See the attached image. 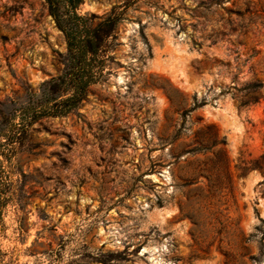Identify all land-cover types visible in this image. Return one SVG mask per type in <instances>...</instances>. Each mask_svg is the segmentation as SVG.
Returning <instances> with one entry per match:
<instances>
[{
    "label": "rangeland",
    "instance_id": "374dc122",
    "mask_svg": "<svg viewBox=\"0 0 264 264\" xmlns=\"http://www.w3.org/2000/svg\"><path fill=\"white\" fill-rule=\"evenodd\" d=\"M78 11L120 17L112 57L3 158L0 264H264V0ZM65 51L44 0H0V103L25 102Z\"/></svg>",
    "mask_w": 264,
    "mask_h": 264
},
{
    "label": "trees",
    "instance_id": "16d2710c",
    "mask_svg": "<svg viewBox=\"0 0 264 264\" xmlns=\"http://www.w3.org/2000/svg\"><path fill=\"white\" fill-rule=\"evenodd\" d=\"M44 1L55 26L64 36L66 51L60 72L29 90L25 102L0 103V184L7 182L9 173L3 166V158L13 157L17 145L28 139L32 125L43 118L64 116L77 109L86 98L88 88L104 77L112 57L110 42L115 38L119 16L110 12L93 23L97 17L94 13L78 11L83 0ZM261 85L253 83L252 88ZM256 100L257 96L253 95L248 101Z\"/></svg>",
    "mask_w": 264,
    "mask_h": 264
},
{
    "label": "water",
    "instance_id": "95a60500",
    "mask_svg": "<svg viewBox=\"0 0 264 264\" xmlns=\"http://www.w3.org/2000/svg\"><path fill=\"white\" fill-rule=\"evenodd\" d=\"M260 216V214H258ZM261 217V216H260ZM262 218V217H261Z\"/></svg>",
    "mask_w": 264,
    "mask_h": 264
}]
</instances>
